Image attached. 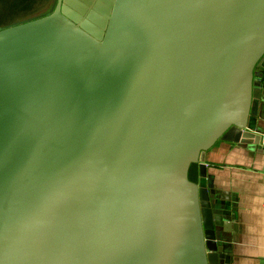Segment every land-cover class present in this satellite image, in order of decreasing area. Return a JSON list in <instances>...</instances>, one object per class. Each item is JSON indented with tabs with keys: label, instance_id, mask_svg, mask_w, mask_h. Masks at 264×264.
Segmentation results:
<instances>
[{
	"label": "water",
	"instance_id": "water-1",
	"mask_svg": "<svg viewBox=\"0 0 264 264\" xmlns=\"http://www.w3.org/2000/svg\"><path fill=\"white\" fill-rule=\"evenodd\" d=\"M262 66L264 0H0V264H231Z\"/></svg>",
	"mask_w": 264,
	"mask_h": 264
},
{
	"label": "crops",
	"instance_id": "crops-1",
	"mask_svg": "<svg viewBox=\"0 0 264 264\" xmlns=\"http://www.w3.org/2000/svg\"><path fill=\"white\" fill-rule=\"evenodd\" d=\"M256 72L264 85V66ZM260 116V150L217 142L205 156L215 189L236 207L231 264H264V108Z\"/></svg>",
	"mask_w": 264,
	"mask_h": 264
}]
</instances>
